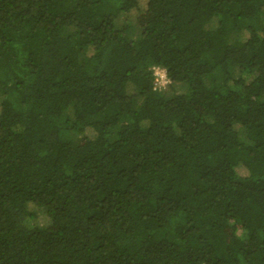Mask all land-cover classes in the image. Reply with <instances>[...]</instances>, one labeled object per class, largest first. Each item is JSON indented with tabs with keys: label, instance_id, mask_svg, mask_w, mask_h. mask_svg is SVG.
<instances>
[{
	"label": "trees",
	"instance_id": "1",
	"mask_svg": "<svg viewBox=\"0 0 264 264\" xmlns=\"http://www.w3.org/2000/svg\"><path fill=\"white\" fill-rule=\"evenodd\" d=\"M0 264H264V0H0Z\"/></svg>",
	"mask_w": 264,
	"mask_h": 264
},
{
	"label": "rangeland",
	"instance_id": "2",
	"mask_svg": "<svg viewBox=\"0 0 264 264\" xmlns=\"http://www.w3.org/2000/svg\"><path fill=\"white\" fill-rule=\"evenodd\" d=\"M125 20H126V16L122 15L118 19L117 23L119 25H123ZM216 24H217V19H214V21H212L210 24V28L215 27ZM136 31L137 30H135V32H134V36L136 34H138V32H136ZM172 91H175L177 93H185L186 87H177L175 90H172ZM34 222L39 227H46V226L50 225V218L48 216L46 209L38 208L34 211Z\"/></svg>",
	"mask_w": 264,
	"mask_h": 264
},
{
	"label": "built area",
	"instance_id": "3",
	"mask_svg": "<svg viewBox=\"0 0 264 264\" xmlns=\"http://www.w3.org/2000/svg\"><path fill=\"white\" fill-rule=\"evenodd\" d=\"M153 75L155 90H162L169 84V80L164 69L158 67L154 68Z\"/></svg>",
	"mask_w": 264,
	"mask_h": 264
}]
</instances>
